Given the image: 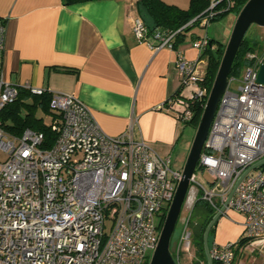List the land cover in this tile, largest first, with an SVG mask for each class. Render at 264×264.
<instances>
[{
    "label": "built area",
    "instance_id": "obj_1",
    "mask_svg": "<svg viewBox=\"0 0 264 264\" xmlns=\"http://www.w3.org/2000/svg\"><path fill=\"white\" fill-rule=\"evenodd\" d=\"M208 2V15L199 18L202 27L217 5L229 6V0ZM132 32L155 51L175 50L179 89L189 85L192 92L189 97L173 96L163 106L180 121H190L191 101L205 94L206 58L201 54L207 37L193 39L192 46L200 52L191 61L174 47L177 31L148 33L137 16ZM3 41L0 18V111L16 98L19 88L3 78ZM245 57L240 85L230 90L228 80L197 162L212 175L210 188L200 186L180 218L177 254L191 247L189 220L197 194L201 192L217 211L245 173L225 209L243 216L239 238L245 242L240 245L239 238L223 245L212 242L209 255L214 264H232L237 252L245 250L256 252L264 264V171L251 168L264 157V84L257 80L264 50ZM22 88L33 94L44 91L29 84ZM49 109L54 112L50 128L56 135L49 147L42 146L41 132L27 128L11 136L0 125V264H148L160 232L155 215L167 212L182 168H172L170 157H161L134 136L135 120L112 137L73 94L50 92ZM193 184L194 172L189 187Z\"/></svg>",
    "mask_w": 264,
    "mask_h": 264
},
{
    "label": "crops",
    "instance_id": "obj_2",
    "mask_svg": "<svg viewBox=\"0 0 264 264\" xmlns=\"http://www.w3.org/2000/svg\"><path fill=\"white\" fill-rule=\"evenodd\" d=\"M135 1L65 5L62 0H0L2 75L17 87L29 84L75 95L108 136L122 134L135 120V137L173 150L178 126L183 125L163 104L179 89L176 52L167 47L155 51L136 40ZM179 44L174 47L194 57ZM167 156L171 160L172 153ZM226 212L212 236L219 245L236 241L242 231V216L237 223Z\"/></svg>",
    "mask_w": 264,
    "mask_h": 264
},
{
    "label": "trees",
    "instance_id": "obj_3",
    "mask_svg": "<svg viewBox=\"0 0 264 264\" xmlns=\"http://www.w3.org/2000/svg\"><path fill=\"white\" fill-rule=\"evenodd\" d=\"M86 1L91 0H62L65 5ZM246 1L247 0H229L228 8H222L224 5L220 3L214 8V12L209 16L208 21L217 20L228 13H234L237 16ZM208 5V0H189L187 8H180L173 4H167L163 0L135 1V8L145 23L148 33H151L154 30H161L164 32L177 31L175 34L174 46L183 41L184 32L192 26L199 25V18L201 16L208 15L209 12L206 11ZM193 18H196V20L189 23ZM196 37L197 36L195 35L192 36L193 39ZM207 39V47L201 54V56L206 57L205 73L202 83L205 87V94L201 99L191 101L190 104L193 112L192 118L190 121L184 122L186 124L191 123L195 127H197L200 116L203 112L209 90L216 76L226 46L225 43H221L214 38ZM263 50V42L255 38L244 36L233 60L228 78L238 76L243 67L247 65V59L245 57L247 53H261ZM60 70L64 72L72 71L69 68H60ZM179 94L180 89H177L171 97ZM49 99L50 92L48 90H44L41 94H33L28 89L19 87L16 98L11 102H8L0 111L1 128L5 133L11 136H19L27 128L41 132L43 134L42 146H51L56 138L55 132L51 130L50 124L43 123L42 118L35 114L37 108L40 107L52 116L51 120L54 118V112L49 109ZM23 110L25 111L23 112ZM260 169L264 171V164L260 166ZM215 212L216 210L203 200L201 196L194 201L190 214L189 227L193 235V243L197 254L196 258L192 260V264H202L203 262L204 264H207L203 250V232ZM166 213L167 212L164 211L163 214H161V221L158 225V229H161ZM215 225L216 223L209 231L208 246L213 242L212 236L215 230ZM239 242L240 245H243L245 240L239 238ZM171 255L175 260L173 253H171Z\"/></svg>",
    "mask_w": 264,
    "mask_h": 264
},
{
    "label": "water",
    "instance_id": "obj_4",
    "mask_svg": "<svg viewBox=\"0 0 264 264\" xmlns=\"http://www.w3.org/2000/svg\"><path fill=\"white\" fill-rule=\"evenodd\" d=\"M251 24L264 27V0H247L235 19L216 76L209 90L203 112L196 127V132L186 156L185 163L182 167L181 179L177 184L173 200L167 210L159 232L157 246L150 257L148 264H177L169 249L170 238L188 192L190 178L197 166L210 123L218 106V102L227 88L229 80L228 75L231 71L233 60L240 44L242 43L245 33ZM257 80L264 84V60L258 70ZM262 164H264V157L251 165V168L261 166ZM244 174L245 173L238 178L228 195L227 201L215 212L205 227L203 232V250L207 264H212L207 242L209 231L225 213L227 202L231 198L236 185L242 179Z\"/></svg>",
    "mask_w": 264,
    "mask_h": 264
},
{
    "label": "rangeland",
    "instance_id": "obj_5",
    "mask_svg": "<svg viewBox=\"0 0 264 264\" xmlns=\"http://www.w3.org/2000/svg\"><path fill=\"white\" fill-rule=\"evenodd\" d=\"M167 4H173L176 5L180 8H187L189 4V0H163ZM236 15L234 13H228L227 15L213 21L207 22L205 26H199L195 25L190 27L186 32H184L183 35V41L179 42L180 47L186 46L187 50H192L193 51V56L194 57H189L186 54L184 55L186 59L189 60H195L200 52V49L194 48L192 46L193 38L192 36H198V37H207V38H214L218 40L221 43H227V40L229 38L232 26L235 22ZM246 37L249 38H255L261 42L264 43V27L257 26L255 24H251L249 28L247 29L245 33ZM182 43V44H181ZM182 50V49H178ZM184 52V51H183ZM205 56H202V59H205ZM197 67L203 68L201 64H199ZM246 67V66H245ZM245 67L241 70L238 76L230 77V83H229V89L230 90H237V88L240 85V81L243 77V72L245 70ZM180 81L178 80L177 85L179 86ZM192 87L189 85H184L181 93L185 97H189L192 92ZM25 110H23L24 112ZM35 114L39 117L42 118L43 123L45 124H50L51 123V118L52 116L42 110L40 107L37 108L35 111ZM183 126L179 125L178 126V132L176 135V139L174 142L175 143V149L171 150L169 148L170 146H165L164 147H159L156 148L153 145H148L152 149L156 151L158 155L161 157H166L169 153H172V168L174 169H181L185 163L186 156L188 154L189 148L191 146V142L193 140V137L196 132V127L193 124H186L182 121H180ZM172 151V152H171ZM1 158V154H0ZM212 180V175L206 168H200L198 166L195 167L194 170V184L189 187L188 192H187V197L184 200V203L181 207L180 213L178 220L175 224L174 230L172 232L171 238H170V244H169V249L170 252L173 253L175 256V261L177 264H192V260L196 258V251H195V246L193 243V235L191 237V247L189 248L188 251L182 250L177 254V249L176 246L178 245L179 241V236H180V231H181V216L183 217L185 214L188 212L189 208V200L191 197H193L194 192L201 186L204 189H209L210 188V181ZM198 193V192H196ZM199 194V193H198ZM197 198L200 197L201 194L198 195ZM226 215L228 219H230L233 222L239 223L240 221V213L234 211L233 209H227L226 210ZM242 216V215H241ZM243 220V216L241 217ZM161 221V215H155V223L159 225ZM108 227L109 224L106 225L105 231L108 232ZM195 229V228H194ZM207 242H209V237L207 238ZM209 247V246H208ZM204 264V262L202 263ZM233 264H262V258H260L256 252H250L249 250H245L242 252H238Z\"/></svg>",
    "mask_w": 264,
    "mask_h": 264
}]
</instances>
